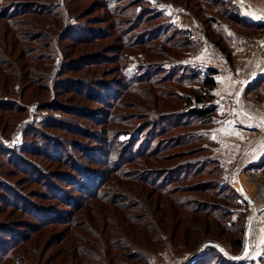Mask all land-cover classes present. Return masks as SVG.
I'll use <instances>...</instances> for the list:
<instances>
[{
    "label": "trees",
    "instance_id": "trees-1",
    "mask_svg": "<svg viewBox=\"0 0 264 264\" xmlns=\"http://www.w3.org/2000/svg\"><path fill=\"white\" fill-rule=\"evenodd\" d=\"M168 2L198 18L229 62L227 25L264 29L228 0ZM197 49L146 0H0L1 132L30 102L50 111L23 127L18 145L0 143V264H151L166 241L192 250L225 235L242 251L248 202L199 143L217 111V70L186 65L176 77L162 59L127 71L131 56ZM183 78L181 92L162 85ZM263 83L264 72L246 90ZM38 88L48 100H25ZM252 165L264 167V156ZM244 263L208 244L191 264Z\"/></svg>",
    "mask_w": 264,
    "mask_h": 264
},
{
    "label": "rangeland",
    "instance_id": "rangeland-1",
    "mask_svg": "<svg viewBox=\"0 0 264 264\" xmlns=\"http://www.w3.org/2000/svg\"><path fill=\"white\" fill-rule=\"evenodd\" d=\"M146 1L149 3L150 8L162 10L165 14H167L170 17V19L172 20L174 24H176L178 27L187 29L191 33V36L193 37L194 41L197 43L198 49H200V47L203 49H206L207 47L211 46L210 48H212V50H215L216 52L215 54L217 55V61L219 62V65H218L219 70L221 72L228 73L230 78L237 83V93L238 91L242 92L245 89L247 82L243 80V75H242L241 70L244 69V66L247 60H250L255 56L260 40L264 39V29L244 28L238 25L231 27L230 25H227V27L229 28L228 31L230 32L231 38H229L230 41L226 40V44H228V46L230 44L234 45L235 47L239 46L240 50H243L242 56L244 58V62L239 67H234L232 63L227 60L226 54L222 52L218 46H216L214 43L206 39L203 33V25L201 21L198 18H196L189 10H186L180 2H178L177 4H172L171 2H168L169 0H167L166 2L160 1V0H146ZM88 2L90 1H85L84 3H82L80 5V8L83 6H86ZM244 2H245L244 9H246L248 12L245 10L244 11L248 13V15H250V18H248V20L245 18L243 19L247 21L257 22V23H264V16L261 15L262 13L260 11L261 7L257 9L259 4H262L261 6H264V0H244ZM255 3H259V4H255ZM98 13H100V11L97 13H94V15ZM181 14L182 16H184L183 17L184 24L180 23L178 20V17ZM258 18L260 19V21ZM106 43L112 44V41L110 39H107L103 44H106ZM208 44H211V45L209 46ZM197 50H194V51H197ZM233 52H234V49H233ZM233 52H232V62L235 57ZM180 53L181 51L180 52L170 51L169 55H167L166 57L165 56L162 57L158 55H151V54L147 55L146 58L143 57L144 56L143 54H140L138 56H131L130 62L127 66V71L129 73H136L138 69L137 68L138 64L140 62L155 61V60H162V59L164 61L170 60V63H168L169 65L167 64L166 67L173 66L175 68L173 75L176 77L179 76V74H181V68L186 65L187 66L198 65L200 66V68H204V66L200 64L187 63L184 60L187 56L184 57ZM112 66H113L112 64H106L102 67H104L105 69H108V68H111ZM164 69L166 68L158 67L154 69V72L151 70L148 73L151 74L153 72L152 75H154L155 78H158L156 77L157 74H161L162 72H165ZM217 73L219 72L217 71ZM108 78H112V77L108 76ZM183 79L184 80L182 81V85L178 84L176 86L172 84L173 83L172 80L171 82H167V80H164V83L162 85H165L166 87L168 86L167 88H170V87L173 89L177 88V91L181 92L184 90V88L186 87L185 84L187 83L186 78H183ZM263 85L264 83L262 84V86ZM174 86L176 87L174 88ZM262 86L260 85L257 89H255V91H253L255 94H257V96L259 95V90ZM256 91H258V93ZM25 98H26L25 100L36 98L40 102H44L49 99L47 94H45V92L40 88L34 91L28 90ZM158 99H161L162 101L164 100L162 97H159ZM238 99H239V94L237 96L235 95L232 99L219 100V104H216V105H217V108L218 106L221 108V112L222 110H225L227 112V116H228L227 118H226V115L221 116L220 118L225 117V119H231V121L233 122L235 126L242 127V122L239 119L240 110L242 109L240 105L238 104ZM27 105H28L27 113L20 116L13 127L11 126L9 129L5 130L3 133L1 132V129H0V143L2 145L4 146L16 145V144L18 145L22 141V130L24 126H26L27 124L36 123L42 117L48 116L50 114V111L48 109H39L32 102H30ZM167 108H169L170 110H174L177 113L185 110L183 101L182 102L177 101L176 103L172 101L170 102V105ZM167 108L163 109V112H166ZM54 114L57 115V113H54ZM218 117H219V114L216 111L215 118L213 119L214 120L213 125L208 130H204L202 132L204 133L206 139L203 141H200L199 143L204 145L207 149L210 150V156L212 158L218 160L221 166L222 178L224 181L230 184V178L232 176L236 178L234 180L235 183L233 182V185L232 184L230 185L237 190L241 199H244L248 202V211H247L246 219H245L243 248L240 253H236L237 251L234 250L230 242L226 241L228 239L226 235L221 237V240H223L222 244H218L216 242H214L213 244L220 251L223 250L224 251L223 254L230 259H234L233 257L242 255L244 253L245 236L247 234L246 229L247 227H249V224H251L250 219L252 220V217L254 215L253 236L251 240H249V242H250V248L252 247L256 250H260L259 251L260 253H255V254H259V255H256L257 258L254 256L253 259H250L251 256L246 255V257H244L243 259L245 260L244 264H263L259 259L262 256V253L264 250V207L260 208L264 206V194H262L261 192V189H263V186H264V167L261 165L253 166L252 164H249L246 166H240L241 165L240 162H239L240 164H238L239 167L238 166L230 167V169H224L222 167L221 162L219 160L220 158L218 159V156L215 153L216 151H218L217 146H219L220 135L222 134L218 132V130H215L216 129L215 126H217L216 123L218 122ZM192 123H193V120H192ZM165 136H170V135H165ZM163 138L164 136H157V137L152 138L154 140L152 144H155L158 140H162ZM263 156H261L260 159L256 162H259L263 158ZM240 173H242L243 176L246 177V179H248V181L250 180V182L247 183L248 189L250 191L247 193L246 191H244L243 187H240L239 185L240 179L237 177V174H240ZM236 216L237 214L235 213L233 215V218H236ZM204 243L206 242H203L201 245L199 244V246L195 247L192 250H189V249L186 250L184 248H181L180 250L179 248L175 247L172 244V242L166 241L163 247H160L159 249H157L155 252L151 254L150 262L151 264H155L156 261H159L162 264H186L199 251L200 247Z\"/></svg>",
    "mask_w": 264,
    "mask_h": 264
},
{
    "label": "crops",
    "instance_id": "crops-1",
    "mask_svg": "<svg viewBox=\"0 0 264 264\" xmlns=\"http://www.w3.org/2000/svg\"><path fill=\"white\" fill-rule=\"evenodd\" d=\"M261 5L259 4L257 9L261 7V15L264 16V6ZM227 33L230 35L228 30ZM208 45L210 46L211 44ZM210 47L206 49L200 47L197 51H192L184 60L187 63H196L204 67L217 69L219 73L215 76L216 85L213 89L215 95L214 102L219 104V100L232 99L235 95L239 94L238 104L242 109L239 115L242 127H238L233 124L231 119L220 118L221 116L226 115V118L228 116L227 112L225 110L221 112V108L218 106L217 112L219 117L215 130H218L222 134L220 135L219 146H217L218 151L215 153L218 159L220 158L219 160L224 169L236 167L240 163V166L253 164L264 155V85H261L260 90L258 89V96L253 92L255 90H246V87L251 84L256 76L264 72V39L260 40L255 56L247 60L244 69L241 70L243 80L247 82V85L242 92L238 91V93L237 83L230 78L228 73L219 70L216 52ZM229 47L231 52L234 49L233 53L235 55L231 63L234 67H239L244 62L242 56L243 50H240L239 46L235 47L231 44ZM256 92L258 93V91ZM237 177L240 179V181L238 180L240 187H243L246 193L249 192L247 183L250 180L248 181L242 173L237 174ZM259 251L251 247L247 255L251 256L250 259H253L254 256L257 258L256 255L259 254L255 253H260Z\"/></svg>",
    "mask_w": 264,
    "mask_h": 264
},
{
    "label": "built area",
    "instance_id": "built-area-1",
    "mask_svg": "<svg viewBox=\"0 0 264 264\" xmlns=\"http://www.w3.org/2000/svg\"><path fill=\"white\" fill-rule=\"evenodd\" d=\"M229 1V6L231 8V10L233 11L234 14H236L237 16L241 17V18H245L248 20V18H250V15H248V13H246L244 10V6H245V2L244 0H228ZM183 17L182 14L178 17V20L180 23L184 24L183 21ZM259 19V18H258ZM260 21V19H259ZM236 178H234L233 176L230 178V184L233 185V182ZM235 183V182H234ZM155 264H162L159 261H156Z\"/></svg>",
    "mask_w": 264,
    "mask_h": 264
},
{
    "label": "water",
    "instance_id": "water-1",
    "mask_svg": "<svg viewBox=\"0 0 264 264\" xmlns=\"http://www.w3.org/2000/svg\"><path fill=\"white\" fill-rule=\"evenodd\" d=\"M264 206H262V207H260V208H263ZM257 210V209H256ZM248 229H249V227H247V229H246V236H245V245H244V253L242 254V255H240V256H235V257H233L234 259H237V258H239V259H243L244 257H246V255L248 254V252H249V250H250V242H249V239H248ZM208 244H213V243H211V242H206V243H204L201 247H200V249H199V251L189 260V262H187L186 264H191L196 258H197V256L199 255V254H201L202 252H203V250H204V248H205V246L206 245H208ZM214 245V244H213ZM222 252H224L223 250H222Z\"/></svg>",
    "mask_w": 264,
    "mask_h": 264
},
{
    "label": "bare ground",
    "instance_id": "bare-ground-1",
    "mask_svg": "<svg viewBox=\"0 0 264 264\" xmlns=\"http://www.w3.org/2000/svg\"><path fill=\"white\" fill-rule=\"evenodd\" d=\"M245 11H247L246 9H245ZM248 12V11H247ZM261 192H262V194H264V187H263V189H261ZM255 209V208H254ZM255 219H256V217H255ZM250 221H251V224H249V229H248V239L249 240H251V238H252V236H253V222H254V215H253V217H252V220L250 219ZM256 227V226H255Z\"/></svg>",
    "mask_w": 264,
    "mask_h": 264
},
{
    "label": "snow or ice",
    "instance_id": "snow-or-ice-1",
    "mask_svg": "<svg viewBox=\"0 0 264 264\" xmlns=\"http://www.w3.org/2000/svg\"><path fill=\"white\" fill-rule=\"evenodd\" d=\"M237 259H239V258H237Z\"/></svg>",
    "mask_w": 264,
    "mask_h": 264
}]
</instances>
